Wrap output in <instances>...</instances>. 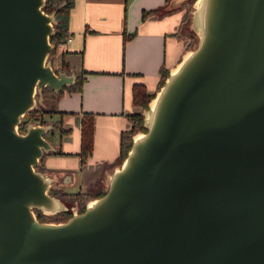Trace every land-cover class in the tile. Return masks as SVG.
Returning <instances> with one entry per match:
<instances>
[{"label": "water", "instance_id": "1", "mask_svg": "<svg viewBox=\"0 0 264 264\" xmlns=\"http://www.w3.org/2000/svg\"><path fill=\"white\" fill-rule=\"evenodd\" d=\"M181 1V0H179ZM46 0H0V264H264V0H194L198 32L143 109L145 129L84 209L39 167L52 122L23 115L56 70Z\"/></svg>", "mask_w": 264, "mask_h": 264}, {"label": "crops", "instance_id": "2", "mask_svg": "<svg viewBox=\"0 0 264 264\" xmlns=\"http://www.w3.org/2000/svg\"><path fill=\"white\" fill-rule=\"evenodd\" d=\"M166 0H75L69 14L72 38L58 45L61 60L85 76L80 90H64L58 114L68 130L52 132L54 149L41 159L52 177V188L67 192L88 191L96 196L105 187L110 171L120 163L122 133L134 121L128 112L140 111L133 86L142 82L150 92L158 89L161 68L171 69L190 47L184 24L189 7H168L150 12ZM133 32V33H132ZM132 33V34H131ZM126 35H130L126 39ZM94 112L93 149L81 160L82 118ZM62 196V195H60ZM70 197V195H64ZM62 196V197H64Z\"/></svg>", "mask_w": 264, "mask_h": 264}, {"label": "trees", "instance_id": "3", "mask_svg": "<svg viewBox=\"0 0 264 264\" xmlns=\"http://www.w3.org/2000/svg\"><path fill=\"white\" fill-rule=\"evenodd\" d=\"M74 1L75 0H46L43 6V8L46 11L48 12L54 11L55 14V21H54L55 31L54 33L51 34V40L56 44V48L58 47L59 44L65 42L68 35L71 34V32L69 31V14L71 7L74 4ZM167 1L168 0H166L165 4L157 7L143 9L142 17L143 18L146 17V15L150 12L166 11L168 9ZM193 1L194 0H191L192 3ZM129 36L126 35V39ZM191 45L192 44L190 43V46ZM55 49L53 50V52H55ZM62 65L68 71L72 70L70 69V67L67 64V61L64 58L62 60ZM76 73H77L76 79L71 84H68L65 87L54 89L49 85L44 86L43 95L45 99H43L42 101L40 100L39 105H36L35 107L30 109L28 112H26L23 115V119L19 126L20 130H25L27 123L30 121L48 123L51 121V118H54V115L63 113V110L59 109L58 107V100L64 94L65 88L69 90H80L82 88V83L85 76L83 74V71H78ZM168 73H169L168 68L166 67L161 68V78H160L159 86L164 82L165 77L168 75ZM154 94L155 92L148 91L146 86L142 82H136L133 86L134 101L140 104L143 109L148 107L149 101L154 96ZM143 109L140 111L128 112V115L133 119L134 124L131 129L126 130L122 133L120 161H122L123 158L126 156L127 151L131 146L133 133L138 129L146 128L144 125ZM53 120H54L53 121L54 125L50 129V132L54 131V126L56 125L59 127L60 135H62L64 132L68 130L66 127L62 125V118H60L59 115L57 118H54ZM93 137H94V112L84 111L82 118L81 149L79 151L82 161H85L88 155L92 152L93 142H94ZM50 151H62V148L58 147ZM39 167L44 169L42 162H40ZM51 192L62 196L66 194L68 195L71 194L73 196H76L79 200H84L86 196L87 197L90 196V192L82 191V190L75 192H67L63 189L52 188ZM103 193L104 190H101L98 195ZM64 198H66L67 200L66 203L68 204V208L57 211L53 214L44 213L41 209H36L38 217L42 220H55V219L60 220V217L58 216H62L63 217L62 219H65L68 216H70L72 214L71 205L72 203H75L77 201L74 199H68L71 197L64 196ZM82 209H84V206H82L81 210Z\"/></svg>", "mask_w": 264, "mask_h": 264}, {"label": "rangeland", "instance_id": "4", "mask_svg": "<svg viewBox=\"0 0 264 264\" xmlns=\"http://www.w3.org/2000/svg\"><path fill=\"white\" fill-rule=\"evenodd\" d=\"M178 5H185V6H188L189 7V10H190V12H189V17H188V19H187V21H186V23L184 24V27L186 28L185 29V32L188 34V33H190L191 34V37H190V43L192 44L191 46H194V45H196V43L198 42V39H199V35H198V32L195 30V29H193L192 27H191V11H192V7H193V4H192V2H191V0H181V1H179V0H168L167 1V7H172V6H178ZM61 50L57 47L56 49H55V52H53V50L50 52V54H49V56H48V58H50L51 59V62H52V65L55 67V69L56 70H59V69H63L64 67H63V65H62V63L61 62H58L59 60H61V58H62V56H61ZM70 71H72V70H70ZM76 71V70H75ZM76 72H78V71H76ZM38 95L39 94H37V101H36V105H39V97H38ZM42 100L43 99H45V97H44V95H42V98H41ZM58 117V114H56V115H54V118H57ZM54 118H51V121L50 122H52L53 123V119ZM53 125H54V123H53ZM59 131V127L56 125V126H54V131L53 132H58ZM52 132H49V134H51ZM66 195H68V194H66ZM71 195V194H70ZM71 198H68V199H74V200H76L77 202L76 203H79L78 204V207L77 208H79V209H81L82 208V206H84V203H85V201H86V199L88 198L87 196L84 198V200H79L76 196H73V195H71L70 196ZM45 213V212H44ZM53 213H55V212H49V214H53ZM58 217H60V220L63 218L62 216H58ZM55 219V218H54ZM55 220H59V219H55Z\"/></svg>", "mask_w": 264, "mask_h": 264}, {"label": "built area", "instance_id": "5", "mask_svg": "<svg viewBox=\"0 0 264 264\" xmlns=\"http://www.w3.org/2000/svg\"><path fill=\"white\" fill-rule=\"evenodd\" d=\"M72 38V35L70 34V35H68V37H67V39H71Z\"/></svg>", "mask_w": 264, "mask_h": 264}, {"label": "flooded vegetation", "instance_id": "6", "mask_svg": "<svg viewBox=\"0 0 264 264\" xmlns=\"http://www.w3.org/2000/svg\"><path fill=\"white\" fill-rule=\"evenodd\" d=\"M46 136L51 137L50 134H49V132L46 133Z\"/></svg>", "mask_w": 264, "mask_h": 264}]
</instances>
